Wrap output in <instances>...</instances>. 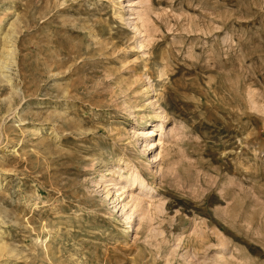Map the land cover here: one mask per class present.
Here are the masks:
<instances>
[{"label": "rangeland", "instance_id": "obj_1", "mask_svg": "<svg viewBox=\"0 0 264 264\" xmlns=\"http://www.w3.org/2000/svg\"><path fill=\"white\" fill-rule=\"evenodd\" d=\"M131 2L0 0V264H264V0Z\"/></svg>", "mask_w": 264, "mask_h": 264}, {"label": "bare ground", "instance_id": "obj_2", "mask_svg": "<svg viewBox=\"0 0 264 264\" xmlns=\"http://www.w3.org/2000/svg\"><path fill=\"white\" fill-rule=\"evenodd\" d=\"M127 1H128V3L126 4V6L131 7L130 8L131 13L127 17V20H128L127 21V25H128L127 27L136 29V25H135L134 19L136 18V14L137 13L135 11V8L132 7L133 5H132L131 0H127ZM123 2L125 3V0H123ZM141 47H142V44L140 43L139 44V48H141ZM155 118L156 119L159 118V115L156 114ZM149 132L150 133H154L153 130H150ZM161 142H162V133L160 135V138L157 141L155 139L153 141H146L145 144H143V146L140 149V152L138 153L139 157H141L140 163H141L142 167H146L148 169L150 168V165L152 164V159L150 158V152H151V150L153 148H155V146H157L158 144H161ZM158 156H159V154L157 155L156 160L158 159ZM125 181H130L133 186H137V185L146 186V180L143 177V175L140 173V171L139 172L138 171H135V172L133 171V174L131 176H128V175L121 176L120 181L118 183L119 187L117 188V190H120V194L127 193L128 197L130 198L129 201L125 202L122 205L123 208H125L130 203V201H136V198H135L134 194L133 193H129V191L127 189V186L125 184ZM116 205H118V204H116Z\"/></svg>", "mask_w": 264, "mask_h": 264}]
</instances>
